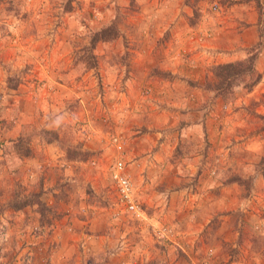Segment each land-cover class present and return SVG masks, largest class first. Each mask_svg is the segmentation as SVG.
<instances>
[{
    "label": "rangeland",
    "instance_id": "374dc122",
    "mask_svg": "<svg viewBox=\"0 0 264 264\" xmlns=\"http://www.w3.org/2000/svg\"><path fill=\"white\" fill-rule=\"evenodd\" d=\"M252 25L262 80L225 101L207 70ZM64 262L264 264V0H0V264Z\"/></svg>",
    "mask_w": 264,
    "mask_h": 264
},
{
    "label": "trees",
    "instance_id": "16d2710c",
    "mask_svg": "<svg viewBox=\"0 0 264 264\" xmlns=\"http://www.w3.org/2000/svg\"><path fill=\"white\" fill-rule=\"evenodd\" d=\"M120 35V31L115 22L91 34V43L87 48L89 58L84 61L89 68H96L97 61L93 54L96 45L100 42H111L116 40ZM261 43L248 49V57L244 60L231 62L227 64L213 66L208 71L213 74L214 79L205 81L203 88L207 91L215 93L216 96L221 97L227 101L234 97L235 89L243 88L248 92L261 82L262 74L257 69L258 56L260 54ZM89 60V61H88ZM47 135L53 136L56 140L57 134L55 132H48ZM52 138L49 140H53ZM83 157V160L88 159L89 154L82 153L78 150H73L69 157L77 158ZM30 205H38L40 208H46V204L40 201L39 195H31L25 197L22 201H12L9 206L15 211H21ZM42 208V209H43ZM43 211V210H42Z\"/></svg>",
    "mask_w": 264,
    "mask_h": 264
},
{
    "label": "built area",
    "instance_id": "2783aa9c",
    "mask_svg": "<svg viewBox=\"0 0 264 264\" xmlns=\"http://www.w3.org/2000/svg\"><path fill=\"white\" fill-rule=\"evenodd\" d=\"M113 143L114 145H119L121 143L120 138L114 137ZM111 177L117 187V191L119 193L122 203H124L127 208V211L137 215L138 217L142 216V214H144V211L142 210L139 203L135 201L134 185L127 175L126 163L124 161L118 160L115 162L111 170Z\"/></svg>",
    "mask_w": 264,
    "mask_h": 264
},
{
    "label": "crops",
    "instance_id": "0c3cea01",
    "mask_svg": "<svg viewBox=\"0 0 264 264\" xmlns=\"http://www.w3.org/2000/svg\"><path fill=\"white\" fill-rule=\"evenodd\" d=\"M243 6L242 5H240V7L239 8H242ZM240 16H241V18L242 19H244V13H241L240 14ZM255 19H256V17H255ZM256 21V20H255ZM255 21H254V23H255ZM241 38L242 39H240V41H242L241 43H236L235 45L236 46H238V48H242V50L241 51H244V49H247V48H251V47H253L254 45H256L258 42H260V39H259V36H258V33H257V31H256V26H254V25H252V26H250V27H247V28H245L244 29V31H243V33L241 34ZM239 44V45H238ZM235 50V49H234ZM215 52H218V51H215ZM219 52H222L221 54H219ZM218 52V55H219V57H221V55H223L224 56V58H225V61H229V62H232L231 60H233V57L231 58V57H229V59H228V57L226 56V51H219ZM242 53H244V52H242ZM244 56V55H243ZM238 57L237 59H243L244 57ZM222 58V57H221ZM228 59V60H227ZM206 60H207V57H206ZM229 62H225V63H229ZM222 63H224V62H222ZM202 64H204V63H202ZM207 65H209V64H207ZM208 71V70H207ZM238 102V101H237ZM236 102V103H237ZM28 120H30V119H28ZM143 124V123H142ZM119 146L121 147V148H123V144H122V142L119 144ZM118 148V147H117ZM121 153L122 152H124L123 150L122 151H120ZM120 153V154H121ZM125 153V152H124ZM123 154V153H122ZM126 154V153H125ZM119 156V155H118ZM123 156V155H122ZM115 162V161H114ZM99 241H97V240H94L93 242H96V244H98V245H96V247H95V249L94 250H96V252H97V250H98V247H101L100 245H101V243H100V239H98ZM64 264H67V263H65L64 262Z\"/></svg>",
    "mask_w": 264,
    "mask_h": 264
}]
</instances>
